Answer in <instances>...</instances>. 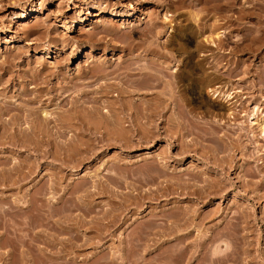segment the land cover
<instances>
[{"label": "rangeland", "instance_id": "374dc122", "mask_svg": "<svg viewBox=\"0 0 264 264\" xmlns=\"http://www.w3.org/2000/svg\"><path fill=\"white\" fill-rule=\"evenodd\" d=\"M109 2L110 6L105 8ZM99 5L105 9H100ZM112 11H119L118 13H122L123 16L111 17L108 13ZM27 12L28 16L24 17ZM167 12L173 15V31L169 30L170 23L164 20V14ZM155 20L159 21V29L162 31L159 35H154L151 28ZM214 22L216 25L214 29H211ZM207 25L210 26L209 29L196 36L203 26ZM36 30L41 31L36 32ZM219 32L221 37L216 39V45H208V43L206 45V38ZM28 33H31L30 40L29 38L25 39ZM34 39H36V43L26 48L27 41H34ZM105 48L106 50H104ZM17 51L20 54L15 58L12 73L7 74L0 70V79L4 77L3 85L11 86V90L8 88L5 91L4 87L0 86L1 92L3 90L7 97L9 96L7 100L25 105V97L20 98L19 92L28 88L38 90V92L40 90L39 93L41 96L43 94L44 104L41 102H36L37 105L36 103H33L35 105L27 104L30 107L33 105L36 110L34 114L36 117L33 116L34 122L42 130L48 128V126H43L47 125L40 111L44 109L53 113V116H56L55 118L67 129H65L66 132L64 131L65 136L58 140L57 137H52L53 141L51 138V141L38 142L36 139L32 140L28 135L22 134L23 140L21 138L15 140L17 143L5 140L0 144V264H42L44 260L38 256L42 250L55 253L60 249H66L64 245L67 243L69 230L66 228L68 225H75V220L79 218L90 220L100 217V215L103 216V210L107 217L115 215L128 218L125 227L123 225L116 232L118 233L116 236L118 235L120 238L124 237L125 231L128 234L132 229L146 231L151 225L148 228L144 227L153 224L158 219L159 222L156 223L161 224L162 219L171 218L172 221L175 213L177 214V206H181V204L199 208L198 221H204L207 224L214 223L215 220L210 221L215 216L216 221L221 219L222 215H229V218L235 221L234 216L239 215L240 210L243 212L245 210L247 215L250 213L251 216L248 215L249 221H251L250 226L245 228V232L249 230L250 233L247 232L248 239L252 240L254 244L256 243L253 245L254 247L252 246V255L255 257L257 255L254 263L259 264L264 260V197H262L264 188L257 187L253 192L254 184L242 180V177L245 176L252 178L253 181L254 179L261 181V175H256V177L255 175L253 177L246 175L249 168L244 167V160L246 159L245 152L256 153L255 151L258 149L255 147L259 145H262V148L259 146V152L264 160V140L260 139V144L257 143L258 145L255 147L250 146L248 151L243 149V146L237 150L238 163H235L237 169H231L229 176L224 173V170L222 171L221 167L217 166L220 162L221 164L224 162L221 160L222 158L220 159L221 156L214 157L215 165L212 166L194 152L181 154L179 140H176L175 135L178 128L173 118L174 108L164 109L163 115L161 114L158 95L163 86L159 80L153 79L155 75L160 76L162 72L170 77L176 73L175 69H178L177 74L179 77L182 76L178 77L177 86L184 90L182 93L176 87L177 91L179 90V92L176 91V94L178 93V99L184 97V103L181 102V105L179 101L180 105L175 107V111L179 112L178 114L182 118L187 115L188 110L191 111L193 108V117L198 118V121L227 119L226 105L228 107V103L225 98L214 92L216 87H221L220 89L224 92H230L234 96L233 100H240L239 103L246 101L247 106L241 105L242 109L250 110L259 102L262 106L258 115L259 118L264 119V0H0V63L5 60V57L13 59L12 54L15 55L14 53ZM164 61L168 62H166L165 69L162 66ZM194 61L205 64V70L209 73V77L211 74L213 75H211L213 78L209 86L214 89H210L208 86L207 92L206 89H203L204 91L201 90L199 93L189 89V81L186 77L188 75L194 77L202 73L194 66ZM99 64H103V67ZM144 65L149 66L146 70L149 74L147 72L148 76L146 75V77L140 71ZM97 66L102 68L99 69ZM129 67L132 71L128 70ZM88 72L90 73L88 74ZM214 75L222 76V81L215 79L217 77ZM14 76L15 78H13ZM130 81L132 84H129ZM10 82L15 86L9 85ZM149 83H153V86L147 85ZM92 89L99 90L98 94H92L99 96L101 99L99 103L102 104L103 109L110 110L108 116L115 127L112 126L109 131L113 132L115 129V133L123 132V134L132 132L136 134V137L127 140L128 137L124 138V135L122 136L123 140L120 138L106 141L89 134V132L99 133V131L101 133L104 130L106 133V127L98 126L97 122L100 118L90 107L92 103L89 102V97L92 95ZM126 91H130V93ZM129 100L133 105H130ZM142 101L147 103L144 105ZM136 105H140V108H137L142 115L135 114L139 111L137 108L134 109L133 106L136 107ZM143 107H146L147 110ZM237 117L238 119L231 121L233 123L244 121L242 115ZM82 122L88 125L85 126ZM5 126H7L5 129H10V126ZM11 129L8 131L9 133L13 132ZM7 130L5 132L8 134ZM74 132L75 135L77 134L76 136L72 134ZM83 132H85L84 135H82ZM166 133L168 135H165ZM229 133L232 137L237 136L235 133ZM140 134H147L146 136L151 137L147 138L149 140H141ZM91 135L94 139L90 138ZM73 137L76 138L72 139ZM97 138L102 142H99ZM10 143L17 145L15 144L14 147ZM18 143H22V145H18ZM131 143L133 146H130ZM243 143L247 144V141ZM161 157L167 159L165 161L167 167L158 165ZM263 160H256L257 162L250 165L251 167L259 165L264 175V164H260L263 163ZM155 164L159 167H156ZM151 165L156 168L153 169ZM150 166L152 167L151 172L155 169H158V172L163 166L162 173L158 172L159 175L161 173L160 177L162 176V178L156 180L155 175L158 174L156 171L151 173ZM116 169H121L120 171L123 172L119 174L122 176L117 177V182L118 178L120 179L124 175L126 179H120L122 180L120 186L117 182V184H111L112 191L109 188L111 186L108 177H111ZM146 170L147 172L143 174V171ZM164 171L170 175L164 176L166 174ZM199 171H203L201 173L210 172L211 174L206 175L212 181L210 183L216 182L212 184L214 186L209 183L208 189L213 187L212 190H215L218 185L229 186V181L234 185L231 186L234 189L230 192L227 189L219 191L221 193L218 192L211 195L210 198H205L202 204H197L198 206L190 199H183L178 194L175 195L177 192L173 189L175 187H177L176 190L178 189V181L176 182L178 176L176 177V175L183 173L184 177L188 178L193 173V175L200 174ZM117 174L116 172L115 178ZM150 174L155 177L151 175V178H154L153 181ZM114 177L112 178L114 179ZM94 179L97 183L93 181ZM221 182L223 185L219 184ZM92 183L95 184L93 188ZM172 183L175 187L169 192V186L170 189L174 186ZM85 184L90 189L84 187ZM167 184L169 185L167 186ZM51 185L56 187L53 189ZM82 186L87 190L85 191ZM96 186L98 189L94 188ZM103 186L104 190L108 186L109 191L107 188L103 191L101 188ZM157 186L159 190L161 189L160 191ZM164 187H168V190ZM260 188L261 190H259ZM157 192L159 195H156ZM246 193L249 196L258 194L259 203L248 201L243 196ZM138 194L139 196H137ZM141 194H143L142 197ZM155 196H159V198ZM139 200L141 205L137 206ZM182 201H185V204ZM120 205L121 207L124 205L125 210L123 207L120 209ZM175 205L177 206L175 207ZM113 206L117 209L116 212ZM200 206L202 207L200 208ZM109 208H112V211ZM106 210H110L111 213L114 211L115 214H111L110 211L108 214ZM238 210V214L235 215L234 212ZM210 213L216 214L211 216ZM70 217L75 219L70 220ZM156 218L157 220L153 221ZM61 220L64 224H62L63 227L58 224L62 223ZM252 221H255L254 224ZM207 224L206 226H208ZM139 227H143V229ZM83 229L81 228V234ZM149 229L145 233L150 231V235L145 236L142 241L146 249L142 245L139 248L141 251L137 249V252L139 254L141 252L140 255L145 256L143 264H161L162 251L160 250L162 249L160 248H162L161 245L165 239L160 238L163 236L159 237L157 234V236L155 234L153 236ZM134 231L132 233L138 236L139 234ZM120 232L122 235L119 234ZM242 232L244 233V230ZM46 234L49 238L45 237ZM94 234V232H87V237L91 236L92 240L99 241L100 244L98 243L97 246L104 243L102 247L105 249L110 245L115 247L120 242L118 236L107 237L101 242ZM171 236L174 237V234L164 238L169 239ZM150 237H152V241H149ZM94 246L84 247L82 253H91L101 249V247L95 249ZM22 251L33 253V256L28 258V262L23 261L20 256ZM159 253L161 254L159 255ZM61 260L58 262H62ZM54 261L57 262V260ZM52 263L54 264L52 261L47 262V264Z\"/></svg>", "mask_w": 264, "mask_h": 264}, {"label": "bare ground", "instance_id": "6f19581e", "mask_svg": "<svg viewBox=\"0 0 264 264\" xmlns=\"http://www.w3.org/2000/svg\"><path fill=\"white\" fill-rule=\"evenodd\" d=\"M179 2V1H178ZM181 2V1H180ZM182 3V2H181ZM184 3V2H183ZM206 3V2H205ZM99 4V3H98ZM112 4V3H111ZM175 4V2H174ZM180 4V3H179ZM102 5V4H101ZM99 5V8L100 9H105V8H108L110 6V2L107 4V6H105V8H102V6ZM182 5V4H181ZM98 6V5H97ZM25 11V10H24ZM105 12V11H104ZM119 12V11H118ZM118 12H114L112 11L111 13H108L111 17H119V16H123L121 15L122 13H118ZM24 13V12H23ZM153 13V12H152ZM130 14V13H129ZM28 16V12L25 13L24 17L25 16ZM125 15V14H124ZM129 16V15H128ZM31 17V16H30ZM173 15L169 12L165 13L164 14V20L169 22L170 23V29L171 31H173L174 27H173V21L174 19H172ZM111 19V18H110ZM159 21L155 20L152 24V30H153V34L154 35H159L162 31L161 29H159ZM217 22V21H215ZM214 22V24H212V26L210 27L209 25L207 26H203V28L200 30V32L196 35L198 36L199 34H203L202 32L203 31H207L209 29V27L211 29H214L216 23ZM110 26V24H109ZM38 27V26H37ZM36 27V29H37ZM151 30V31H152ZM164 30V29H163ZM41 30H36V32H40ZM165 31V30H164ZM31 33H28L26 34L25 36V39L27 40L31 35ZM42 34H44V32H42ZM221 35H220V32L219 33H216L214 36H210V37H207L205 42H206V45L208 43L211 44V45H216V39L220 38ZM42 39V38H41ZM30 40V38H29ZM36 39H34V41H27L28 43H26V48H29L31 47V45L33 43H36L35 42ZM93 48V47H92ZM104 48V47H103ZM25 50V49H23ZM28 50V49H27ZM26 50V51H27ZM106 50V48L104 49ZM20 51V50H19ZM17 51L15 52L12 56H13V59H10V58H7L5 57V60H3L2 63H0V70H3V72L5 73H12L13 71V64L15 66V58H17L20 54V52ZM167 62V61H166ZM166 62L164 61L163 62V68L165 69L167 66H166ZM146 63V62H145ZM168 63V62H167ZM194 63V66L196 68H198V70H201V74L199 75H196L194 77L192 76H189L186 77L188 78V86H189V89H191L192 92H196L198 91L201 92V90H205L206 89V92H207V87L209 85H211V82H212V76L210 75L209 77V73L206 72L205 70V64H203L202 62H193ZM8 64V65H7ZM99 65H103V64H99ZM161 66V65H160ZM99 69L102 68V67H99L97 66ZM149 66L147 65H144L142 66V68L140 69V71L142 72L143 76L146 77L147 75V72L146 70L148 69ZM169 67V66H168ZM150 69V68H149ZM128 70H131L130 67ZM177 68L175 69V74L171 75L170 77L167 75L166 76V73L163 74L162 72L160 76L158 75H155V77L153 78L154 80H159V82L161 83V85L163 86L162 87V91L159 92V95H158V103H159V106H161V114L162 112L164 111V109H172L174 108V112H173V118H174V121H175V124L178 128V130L175 132V135L177 137L176 140H179V145L181 147L180 149V153L181 154H185V153H188V152H194L195 154H198L203 160H206V162L208 164H213L215 165V161H214V157H220L221 160H223L224 162H220V164H217L218 167H221L222 171L224 170L228 176L229 174L231 173V169L234 168V170L237 169V165H235V163H238V159H237V155H236V152L238 149H241L240 147L243 146V149H248L250 146H256L258 144H260L259 140L263 139L264 140V119H261L259 118V111L261 109V106L258 103L253 104L255 105L252 109H242L243 107H246L247 104H246V101L245 102H238L240 100H233L234 99V96L230 93V92H224L222 89H220L219 87L217 88H213V87H210V89H214V92L217 93V95H221L223 98L226 99V102L228 103V107L226 105V108H227V119H220L218 118L217 121H205L203 122L202 120L201 121H198L196 117H193L194 115L192 114V110H188V112L186 113L187 115V118L185 119L186 116H183L180 117L179 116V112L177 113L175 111V107L178 105H182V103H184V97H180V99H178V93L176 94V87L179 88L180 92H182L184 89L180 88V86L178 87L177 84H178V77L179 75L177 74ZM132 71V70H131ZM2 72V71H1ZM90 72H88L89 74ZM149 74V72H148ZM218 74V73H217ZM14 75V74H13ZM219 75V74H218ZM218 75H214V77H217L215 79H218L219 81H222V76H218ZM4 76V75H3ZM12 76V75H11ZM10 76V77H11ZM17 76V75H16ZM148 76V75H147ZM158 76V78H156ZM182 76V75H181ZM180 76V77H181ZM186 76V75H185ZM179 77V78H180ZM15 78V76L13 77ZM90 78V77H89ZM4 79V77L2 78ZM2 79H0V85L1 87L3 86V90L5 91V89L7 90L9 88V90H11V86L8 87V86H4L3 84L5 83ZM137 79V78H136ZM214 81H217L215 80ZM12 80V79H11ZM14 81H16L15 79H13ZM44 80V79H43ZM151 80V79H150ZM103 81V80H102ZM152 81V80H151ZM151 81H147V82H151ZM181 81V80H180ZM13 82V81H12ZM12 82H10L11 84L9 85H13L15 86V84H12ZM82 82V81H81ZM85 82V81H84ZM91 82V81H90ZM47 83V82H46ZM154 83V82H153ZM153 83H149L147 85L149 86H153ZM224 83V82H223ZM229 83V81H228ZM7 84V83H6ZM91 84V83H90ZM129 84H132L131 81ZM92 85V84H91ZM155 85V84H154ZM186 86V85H185ZM263 84L261 85V88H262ZM0 87V88H1ZM33 87V86H31ZM101 87V86H99ZM187 87V86H186ZM208 87V88H209ZM264 88V87H263ZM98 89V88H97ZM97 89H92L91 91V94L93 93H96L98 94L97 92H99V90ZM100 89V88H99ZM186 89V88H185ZM209 89V90H210ZM2 90V92H3ZM8 90V91H9ZM43 90V89H42ZM78 90V89H77ZM80 90V89H79ZM179 90L177 92H179ZM203 90V91H204ZM263 90V89H262ZM37 91V93H36ZM35 89H23L21 92H19V96L20 98L21 97H25L24 98V101L26 102V104H16V102L14 101H11V100H7V95L3 92H1L0 90V144L1 142L7 140V141H15V140H18L21 138V135H28L29 137L32 138V140L36 139V141L38 140V142L40 141H48L50 140L52 137H57L56 139L58 140L59 138H63V136H65V133L64 131L66 132L65 128L64 127V124L60 123V121L55 118L53 116V113L51 114V112L49 113L47 110H40L42 112L41 116L44 117V121L47 123V125H43V126H48V128L46 129H40L38 126L37 123L34 122V118L33 116H35L34 114L36 113V110L35 108H33L35 104L33 103H38V102H41L44 104V100L42 99V96H41V93L40 90L38 92V90ZM212 91V90H211ZM260 91V90H259ZM42 92V91H41ZM78 92H81V91H78ZM86 92V91H84ZM89 92V91H88ZM128 93H130V91H126ZM186 92V91H185ZM263 92V91H261ZM49 93V92H48ZM64 93V92H63ZM183 93V92H182ZM50 94V93H49ZM79 94V93H78ZM85 94V93H84ZM92 94V95H93ZM91 95V96H92ZM41 96V97H40ZM46 96V95H44ZM89 97V102L92 103V106L90 105L92 111H94L95 114H97L100 118V122L98 121L97 124L98 126H105L106 127V133H104V131L100 133L98 132H89V134H92L93 136L95 137H98L99 139L101 140H110V139H114V140H117V139H120L122 138L123 140V137L125 135L124 138H127L128 139H133L134 137H136V134L135 133H115V129H114V133L113 132H110V128H112V126H114V123L111 122V118H109L110 116H108V109L105 108L103 109L104 107L102 106V104H100L99 102L101 101V99L99 98V96H94L93 97ZM119 96V94H118ZM184 96V95H183ZM220 96V97H221ZM51 98V97H49ZM61 98V97H60ZM65 98V97H63ZM81 99V98H80ZM191 99V98H190ZM46 100V99H45ZM79 101V99H78ZM180 101V104H178ZM52 102V101H50ZM76 102V100H75ZM86 102V101H85ZM105 102V101H104ZM130 102V105H133L131 104V101L129 100ZM182 102V103H181ZM188 102V101H187ZM30 104L31 103L33 104L32 107H30V105H27V104ZM36 103V105H37ZM126 103V102H124ZM134 103V102H133ZM142 103L145 105V103L147 102H143ZM186 103V101H185ZM42 104V105H43ZM129 104V103H128ZM127 104V105H128ZM149 104V103H148ZM39 105V104H38ZM89 105V104H88ZM241 105H243V107H240ZM252 105V106H253ZM29 106V107H28ZM124 106V105H123ZM140 105H136L133 106L134 109H136L137 107H139ZM142 106V105H141ZM185 106V105H184ZM40 107L42 108V106L40 105ZM39 107V108H40ZM89 107V108H90ZM147 107V106H146ZM146 107H143V109L147 110ZM238 107H240V109H238ZM44 108V107H43ZM140 108V107H139ZM195 108V107H194ZM37 109V107H36ZM72 109V108H71ZM189 109V108H188ZM191 109V108H190ZM74 110V109H73ZM137 110H139L137 108ZM136 110V111H137ZM185 110V108H184ZM71 111V110H70ZM186 111V110H185ZM74 112V111H72ZM71 112V113H72ZM76 112V111H75ZM149 112V111H148ZM197 112V111H196ZM195 112V113H196ZM79 113V111H78ZM140 110L138 112H136L135 114L137 115H142L140 114ZM194 113V112H193ZM226 113V112H225ZM147 114V113H145ZM156 114V113H155ZM159 114V113H158ZM183 114V113H181ZM192 114V115H191ZM214 114V113H213ZM224 114V113H223ZM260 114V113H259ZM37 115V114H36ZM112 115V114H111ZM163 115V114H162ZM185 115V114H184ZM243 116L244 118V121L241 120V122H235L233 123L231 120H235V119H238L237 116ZM258 115V116H257ZM149 116V115H148ZM165 116V115H164ZM219 116V114H218ZM223 116H226V115H223ZM36 117V116H35ZM54 118V119H53ZM142 118V117H141ZM140 119V118H138ZM76 120V119H75ZM113 120V119H112ZM200 120V119H199ZM40 121V120H39ZM43 121V122H44ZM37 122V121H36ZM41 122V121H40ZM85 126H87L84 122H82ZM37 124V125H36ZM52 124V125H51ZM74 124V123H72ZM5 125H8V127L10 126V129L13 130L10 131L11 133H9L8 131L10 129H5L7 126ZM128 125V124H127ZM21 128H19V127ZM99 126V127H100ZM111 126V127H110ZM163 126V125H162ZM171 126V125H170ZM175 126V125H174ZM234 126V127H233ZM236 126V127H235ZM105 127L103 129H105ZM115 127V126H114ZM166 127V126H165ZM85 129V127H83ZM82 128V129H83ZM101 128V129H102ZM109 128V129H108ZM121 128V127H120ZM7 130L8 134L5 132V130ZM81 129V126L79 128V130ZM88 129H89V126H88ZM100 129V128H99ZM122 129V128H121ZM73 130V129H72ZM86 130H87V127H86ZM85 130V131H86ZM113 130V129H112ZM150 130V129H149ZM88 131V130H87ZM110 133H109V132ZM223 131V134H221V132ZM82 132V131H80ZM120 132V131H119ZM168 132V131H167ZM235 133L237 134V136L235 137H232V135L229 133ZM85 132H83L82 135H84ZM74 136L75 135V132L72 133ZM71 134V135H72ZM80 134V133H79ZM149 134V133H148ZM171 134V133H170ZM68 135V134H67ZM72 135V136H73ZM91 137L90 138H93L94 137ZM139 136V134H137ZM147 134H140V138L141 140L142 139H147L148 137H151V136H146ZM152 135V134H151ZM165 135H168L167 133ZM71 136V137H72ZM79 136V135H78ZM77 136V137H78ZM88 136V135H87ZM127 136V137H126ZM169 137H171L169 135ZM30 138V139H31ZM70 138V137H69ZM76 137H73L72 139H75ZM97 138V139H98ZM22 139V138H21ZM26 139V138H25ZM24 139V140H25ZM67 139V138H66ZM96 139V138H95ZM98 139V140H99ZM151 139V138H150ZM23 140V139H22ZM53 141V138L51 139ZM50 140V141H51ZM99 140V142L101 141ZM149 140V139H147ZM21 141V140H20ZM35 141V140H34ZM61 141V140H60ZM112 141V140H111ZM211 141V142H210ZM246 142L247 141V144L246 143H243V142ZM16 142V141H15ZM102 142V141H101ZM5 143V142H4ZM17 143V142H16ZM15 143V144H16ZM24 143V142H23ZM35 143V142H34ZM37 143V142H36ZM42 143V142H41ZM258 143V144H257ZM3 144V143H2ZM12 144V143H10ZM14 144V145H15ZM5 145V144H4ZM13 145V144H12ZM13 145V146H14ZM17 145V144H16ZM18 145H22V143H18ZM129 145V144H128ZM126 145V146H128ZM130 146H133L132 143ZM129 146V147H130ZM261 146L260 148H262V145H259ZM258 147H255L258 149V151H255L256 153H253L251 154V152H245V156H246V159L244 160L245 163H244V167L247 169L249 168V171H250V174H249V171L246 173V175L248 174V176L250 175L251 177H253L255 175H261V181L259 182L258 181H255L256 179H254V181L252 180V178H246L245 176L242 177L244 181H247L248 183H253V192L254 190L257 188V187H263L264 188V175L262 173V168L260 169L259 165H253V167H251L250 164H254L253 162H257L256 160H263V156L262 154L259 152L260 148ZM15 147V146H14ZM19 147V146H18ZM37 147V146H35ZM47 147V146H46ZM1 148V147H0ZM22 148V147H21ZM38 148V147H37ZM36 149V148H35ZM39 149V148H38ZM242 149V150H243ZM245 150V151H246ZM262 150V149H261ZM43 151V150H42ZM240 151V150H239ZM248 151V150H247ZM34 152V151H33ZM46 153V151H45ZM39 154V153H38ZM178 154V153H177ZM261 154V155H260ZM41 155V154H40ZM180 155V154H178ZM168 156V155H166ZM165 158V157H164ZM160 163H158V161H156L158 163V165H163V166H166L167 163H165V161L167 159H160ZM217 161V159H215ZM260 164H264V160H263V163L261 162ZM33 165V164H32ZM156 167H159L157 166V164H155ZM221 165V166H220ZM28 166V165H27ZM152 166V165H151ZM150 166V167H151ZM162 166V167H163ZM168 166V165H167ZM166 166V167H167ZM248 166V167H247ZM256 166V167H255ZM24 167V166H23ZM153 169L156 168L155 166H152ZM152 167L150 169V172L152 170ZM162 167H160V171L158 172H161L162 173V170L164 169H161ZM244 168V169H245ZM16 169V168H15ZM149 169H148V172H149ZM14 170V169H13ZM121 169L117 170L114 172L113 171V175L110 177H108L109 181H110V186L109 187L111 190L113 189L112 188V185L115 183L120 186L122 184V182L120 183V180L121 178H125V173L123 174L124 177H120V179L118 178V182H117V177L119 176H122L119 175L122 171H120ZM144 170V169H143ZM158 169H155L153 171H156L157 172ZM171 170V169H170ZM204 170V169H203ZM206 170V169H205ZM212 170V169H211ZM6 171V170H5ZM11 171V170H10ZM120 171V172H118ZM152 171V172H153ZM242 171H246V170H242ZM264 171V170H263ZM118 173L116 178L114 177L115 173ZM144 172H147L146 171H143V174ZM151 172V173H152ZM154 172V173H156ZM158 172L156 174H158ZM166 172V174H164ZM198 172V171H197ZM203 172V171H201ZM199 171L200 174H195L192 176H189L188 178H185L184 174L180 173V175H176L177 177V180L176 182L178 181V189L176 190L177 187H175V185L170 189V186H169V192L170 190H172L174 187L175 189H173V191L175 190V192H177L175 194V192H173V194L175 195H179L181 196L183 199H190V201H194V203L197 205H199L200 203L202 204V202L205 201V198H210L211 195L213 194H217L219 191H224V190H228L229 192L232 191L234 188H232L231 186L233 185L231 183V181H229V186L225 185V186H217L215 190H212L211 189H208L207 187H209V183L212 182L211 180H209V176H206V175H209L210 172H207L206 173H201ZM123 173V172H122ZM129 173V172H128ZM160 173V175H161ZM164 176H167L168 172L167 171H164ZM196 173V172H195ZM245 173V172H244ZM140 174V173H139ZM149 174V173H148ZM147 174V175H148ZM172 174V173H171ZM211 174V173H210ZM129 175V174H128ZM151 175L150 174V178H151ZM155 175V174H154ZM160 175H155L156 176V180L157 178H162V176L160 177ZM170 174H168L169 176ZM174 175V176H175ZM245 175V174H244ZM142 176V175H141ZM153 176V175H152ZM159 176V177H157ZM243 176V175H242ZM114 177V179L112 178ZM154 177V176H153ZM187 177V176H186ZM14 178V177H13ZM112 178V179H111ZM128 178V176H127ZM139 178V176H138ZM155 178V177H154ZM154 178L152 179V181L154 180ZM166 178V177H164ZM171 178H172V175H171ZM170 178V179H171ZM226 178V177H224ZM107 179V178H106ZM107 179V180H108ZM170 179H168L170 181ZM228 179V178H227ZM226 179V180H227ZM233 179V178H232ZM231 179V180H232ZM23 180V179H22ZM96 179H94L93 181H95ZM140 180V179H139ZM155 180V181H156ZM166 180V181H168ZM173 180V178H172ZM225 180V179H224ZM223 180V182H224ZM105 181V180H104ZM89 182V181H88ZM96 182V181H95ZM94 182V183H95ZM106 182V181H105ZM117 182V183H116ZM162 182V181H161ZM172 182V181H171ZM174 182V181H173ZM223 182L219 183V184H222L223 185ZM92 183V188H93V185L95 186V184ZM97 183V182H96ZM120 183V184H119ZM164 183V182H163ZM216 183V182H215ZM215 183H210L211 186H214L212 184H215ZM231 183V185H230ZM248 183H247V187H248ZM54 184V183H53ZM87 184V183H86ZM86 184L84 185V187L86 186ZM99 184V183H98ZM107 184V183H106ZM112 184V185H111ZM177 184V183H176ZM97 185V184H96ZM108 185V184H107ZM169 184H167L168 186ZM118 186V187H119ZM172 186V185H171ZM216 186V185H215ZM234 186V185H233ZM236 186V185H235ZM56 187V186H55ZM55 187H52L51 185V188H55ZM83 187V186H82ZM83 187V188H84ZM87 189H90L88 188V186H86ZM91 187V185H90ZM108 186L105 187V190ZM115 187V186H114ZM127 187V186H126ZM239 187V185H238ZM246 187V188H247ZM82 188V189H83ZM94 188H97L94 187ZM103 191L104 190V186L101 187ZM100 188V189H101ZM107 188V190L109 189ZM128 188V187H127ZM140 188V187H139ZM158 188V186H157ZM163 188V187H162ZM167 188V189H166ZM164 187V189L168 190V187ZM215 188V187H214ZM219 188V189H217ZM241 188V187H240ZM85 191L87 190L86 188H84ZM83 189V190H84ZM98 189V188H97ZM243 189V188H242ZM248 189V188H247ZM252 189V188H251ZM159 190V188H158ZM161 190V189H160ZM159 190V191H160ZM209 191V190H212V191H209V192H205V191ZM261 190V188L259 189ZM93 191V190H92ZM92 191H89V192H92ZM101 191V190H99ZM109 191V190H108ZM107 191V192H108ZM113 191V190H112ZM158 191V192H159ZM242 191V190H241ZM244 191V190H243ZM39 192V191H38ZM89 192H87L89 194ZM143 192V191H142ZM141 192V193H142ZM151 192V190H150ZM157 192V193H158ZM166 192V191H165ZM172 192V191H171ZM247 192V191H246ZM257 192V191H256ZM262 192V191H261ZM260 192V194H261ZM84 193V192H83ZM114 193V192H112ZM149 193V192H147ZM168 193V191H167ZM166 193V194H167ZM221 193V192H219ZM224 193V192H222ZM259 193V192H257ZM264 193V192H263ZM46 194V193H45ZM100 194V193H99ZM116 194V193H115ZM164 195V193H162ZM172 194V193H171ZM40 195V194H38ZM85 195V193H84ZM90 195V194H89ZM117 195V194H116ZM156 195H159L156 194ZM87 196V194H86ZM139 196V194L137 195ZM143 196V194H141V197ZM146 196V195H145ZM244 197L247 198L248 201L252 200L253 202H258L259 200V197H258V194H249L246 193V194H243ZM152 197V196H151ZM156 198L159 196H155ZM177 197V196H176ZM264 197V195L262 196ZM31 198V197H30ZM63 198V197H62ZM139 198V197H138ZM137 198V199H138ZM149 198V197H147ZM140 199V198H139ZM179 199V198H178ZM37 200V199H35ZM180 200V199H179ZM182 200V199H181ZM76 201V200H75ZM261 201V199H260ZM183 202V201H182ZM143 203V202H141ZM180 203V202H179ZM238 203V202H237ZM245 203V202H244ZM76 204V203H75ZM85 204V203H84ZM137 204V203H136ZM140 204V200L137 204V206ZM183 204H185V201L183 202ZM255 204V203H254ZM141 205V204H140ZM180 205V204H178ZM192 205V203H191ZM197 205V206H198ZM257 205V204H256ZM71 206V205H70ZM96 206V205H95ZM124 206V205H123ZM122 206V207H123ZM177 205H175L176 207ZM190 206V205H189ZM239 206V205H238ZM237 206V207H238ZM3 207V205H2ZM33 207V206H32ZM49 207V206H48ZM72 207V206H71ZM75 207V206H74ZM121 205H120V209L122 208ZM202 206H200L201 208ZM252 207V206H251ZM13 208V207H12ZM114 208V206H113ZM117 208V207H116ZM234 208V207H233ZM242 208V207H241ZM244 208V206H243ZM242 208V210H244ZM2 209V208H1ZM24 209V208H23ZM40 209V208H39ZM42 209V208H41ZM111 209L112 211V208H109ZM124 209V207H123ZM6 210V209H5ZM91 210V209H90ZM89 210V211H90ZM117 209L114 208V211L116 212ZM125 210V209H124ZM162 210V209H161ZM177 210V214L175 213L174 217H173V220L171 221L170 219L171 218H167L166 216H163L167 219H162L163 221L162 224L161 223H156V222H159L157 220V218L153 221H156L154 222L153 224H148L147 226L144 225V222H143V226L144 228H148V226H150L148 229L151 230V233H153V236H155L156 234L160 237V236H163V237H160V238H163L165 239L163 241V244L161 245L162 250V254L159 253V255L161 254L162 256L159 258L160 259V263L161 264H203V263H206V264H255V255H252V251H253V248L252 246L255 245L254 242L250 239H248V233L249 230L247 232H245V228H248V226H250V222L249 221V216H251L250 213H248V215L246 214L247 212H244L240 210L234 212V214H238L239 212V215H236L234 216V219L235 221H233L231 218H229V215L227 216H223L221 213L220 215H222L221 219H217L216 221V216L212 218V220L210 222H213L214 220V223H210V224H207V222H204V221H198V218H199V215L198 214V210H200L199 208L197 209L195 206H185V205H182L181 206H177L176 208ZM208 210V209H207ZM108 211L110 210H106V212L108 213ZM110 211V213H111ZM114 211L112 212L113 214ZM123 211V210H122ZM215 211V210H214ZM213 211V212H214ZM3 212V211H2ZM7 212V211H6ZM91 212V211H90ZM176 212V211H174ZM216 212V211H215ZM225 212V211H224ZM233 212V211H232ZM243 212V213H242ZM111 213V214H112ZM254 213V212H253ZM99 214V213H98ZM104 213V210H103V213L100 217H93L94 219H78L80 221H78L77 219L75 220V225L71 224V225H68L66 229H68V238H67V243L66 245H64L66 247V249L62 250L60 249L59 251L55 252V253H52L50 251H43L40 252V254L38 256H41L43 258V263L42 264H47L48 261H52L54 262V264H143L144 262V258L145 256L144 255H140V254L137 252V249L141 248L142 245L145 246L142 241H144V237L150 235V231L145 233L146 231H148V229H146V231H138L136 229V231H134V229H132V231H134L136 234H139L138 236L137 235H134L132 233V231L130 233H126L125 231V235L124 237H120L119 236L117 237L116 233L118 231L119 228L125 227V224L128 223V218L125 217H121V216H115V215H112L111 217H107V214ZM109 214V213H108ZM209 214V213H207ZM211 214V213H210ZM216 213H213L211 214L214 215ZM225 214H227L225 212ZM224 214V215H225ZM228 214H230V212H228ZM117 215V213H116ZM40 216V215H39ZM152 216V215H151ZM201 216H202V213H201ZM210 216V217H211ZM219 216V215H218ZM232 216V215H231ZM230 216V217H231ZM155 217V216H153ZM158 217V216H157ZM172 217V216H171ZM253 217V216H252ZM43 218V217H42ZM88 218V217H87ZM233 218V216H232ZM41 219V218H40ZM68 219V218H67ZM74 220L75 218H71L70 217V220ZM171 223H170V221ZM201 219H203L201 217ZM206 219H208V217L206 216ZM211 219V218H210ZM256 219V218H255ZM254 219V220H255ZM168 220V221H166ZM251 220V219H250ZM253 220V219H252ZM46 221V220H44ZM58 221V220H57ZM256 221V220H255ZM255 221H252L253 224ZM48 222V220H47ZM62 223H58L60 226L63 224V221L61 220ZM65 223V222H64ZM164 223V224H163ZM66 224H69L68 222H66ZM138 224V223H137ZM147 224V223H146ZM206 224L208 226H206ZM244 224V225H243ZM45 225V224H43ZM47 225V224H46ZM64 225V224H63ZM62 225V227H63ZM73 225V226H72ZM141 225V224H140ZM128 226V224H127ZM255 226V225H254ZM143 227H139V228H142ZM8 228V227H7ZM81 228H84L83 229V233L81 234L80 232H82ZM156 228H159V230H156ZM206 228V229H205ZM251 228V227H249ZM126 229V228H125ZM161 229V230H160ZM128 230V229H127ZM141 230V229H140ZM145 230V229H144ZM155 230V231H154ZM244 230V233H247L246 235L242 232ZM66 231V230H65ZM5 232V231H4ZM7 232V231H6ZM87 232H94L96 234V237L98 238V240H100L102 242V240L106 239L107 237H113V236H116L120 242H118L119 244L118 245H115V247L113 246H108L106 249L103 248L102 246L104 245L101 244L100 246H97L98 243L100 244V242L96 241V240H92L90 237H87ZM139 232V233H137ZM123 233V232H122ZM149 233V234H148ZM94 234V235H95ZM121 234V232L119 233ZM155 234V235H154ZM171 234H174V237L171 236V238L169 239H166L164 238L165 236L167 235H171ZM122 235V234H121ZM156 235V236H157ZM250 235V234H249ZM47 236V234L45 235V237ZM51 236V235H50ZM89 236V235H88ZM93 237V236H92ZM114 237V238H116ZM158 237V238H159ZM251 237V236H250ZM249 237V238H250ZM47 238H49L47 236ZM52 238V237H51ZM54 238V236H53ZM95 238V236H94ZM93 238V239H94ZM151 240L149 241H152V237H150ZM155 238V237H153ZM55 239V238H54ZM96 239V238H95ZM45 240V239H44ZM50 240V239H49ZM161 240V239H159ZM258 240V239H257ZM51 241V240H50ZM146 241V239H145ZM155 241V240H154ZM158 241V240H157ZM261 242V241H260ZM24 244V243H23ZM106 244V243H105ZM115 244V243H114ZM146 244V243H145ZM261 244V243H259ZM94 246V248H98L100 249L99 247H101L100 250H95L94 252H91V253H82V251L84 250L83 248L86 247V246ZM257 246V245H256ZM106 247V245H105ZM160 247V246H159ZM226 247V248H225ZM254 247V246H253ZM148 248V247H147ZM145 249H146V246H145ZM229 249V250H228ZM140 250V249H139ZM138 250V251H139ZM255 250V249H254ZM17 251V250H16ZM141 251V250H140ZM147 251V250H146ZM137 252V253H136ZM144 252V251H143ZM255 252V251H254ZM258 252L256 251V254ZM38 254V253H37ZM264 254V253H263ZM20 256L23 258V261H26L28 262V258L32 257L33 256V253L30 252V251H22L20 253ZM17 257V256H16ZM19 258V256H18ZM60 258V259H59ZM264 258V257H263ZM61 259H65L64 261H62ZM157 259V258H156ZM255 259V260H254ZM54 260H57V262H55ZM58 260L62 261V262H58ZM155 260V259H154ZM143 262V263H142ZM159 262V261H158ZM157 262V263H158ZM260 262V261H259ZM264 260L259 263V264H263ZM12 264V263H11ZM26 264V263H25ZM53 264V263H52ZM146 264V263H145ZM257 264V263H256Z\"/></svg>", "mask_w": 264, "mask_h": 264}]
</instances>
